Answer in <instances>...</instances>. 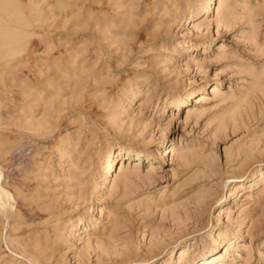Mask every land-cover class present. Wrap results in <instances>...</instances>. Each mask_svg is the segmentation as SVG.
<instances>
[{
    "label": "rangeland",
    "instance_id": "1",
    "mask_svg": "<svg viewBox=\"0 0 264 264\" xmlns=\"http://www.w3.org/2000/svg\"><path fill=\"white\" fill-rule=\"evenodd\" d=\"M0 264H264V0H0Z\"/></svg>",
    "mask_w": 264,
    "mask_h": 264
},
{
    "label": "bare ground",
    "instance_id": "2",
    "mask_svg": "<svg viewBox=\"0 0 264 264\" xmlns=\"http://www.w3.org/2000/svg\"><path fill=\"white\" fill-rule=\"evenodd\" d=\"M111 161V160H110ZM110 161H109V163H110ZM112 162V161H111ZM109 163H108V165H109ZM202 263V262H201Z\"/></svg>",
    "mask_w": 264,
    "mask_h": 264
}]
</instances>
